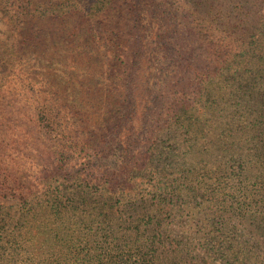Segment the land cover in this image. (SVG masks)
<instances>
[{
    "label": "trees",
    "instance_id": "trees-1",
    "mask_svg": "<svg viewBox=\"0 0 264 264\" xmlns=\"http://www.w3.org/2000/svg\"><path fill=\"white\" fill-rule=\"evenodd\" d=\"M90 1L4 59L0 145L51 160L0 157V264H264V0Z\"/></svg>",
    "mask_w": 264,
    "mask_h": 264
},
{
    "label": "rangeland",
    "instance_id": "rangeland-1",
    "mask_svg": "<svg viewBox=\"0 0 264 264\" xmlns=\"http://www.w3.org/2000/svg\"><path fill=\"white\" fill-rule=\"evenodd\" d=\"M70 1L71 0H0V79L3 77L4 74L5 61L7 64H9V62L14 63L15 60L17 59L19 60V56L22 52L20 48L23 47V41L21 39L24 34H27L26 29H30L28 25L23 23V19L25 18L28 23L30 22V18L33 14L35 16H41L44 14L68 15V7ZM81 1L87 2V0H81ZM167 1H169V4H173L172 2L174 1L175 3L181 4V1H189V0H167ZM219 1L221 2L222 5L229 4V10L221 11L222 14L232 13L233 15L235 14L240 17L242 16L241 6L243 5L242 3L244 2V0H219ZM175 5H171L170 8L175 7ZM166 7L169 6L166 5ZM140 10H142V13L145 16L149 15V17L151 16L150 14H156V13L159 14L158 8L156 10H153V8L149 9V5L144 6V8ZM166 11L167 10H165V12ZM177 12L179 14L180 9L177 10ZM22 15H25V17ZM42 23L44 26H36L30 29L32 31L31 33L32 37H35V35L38 33L40 34L39 37L35 38L36 40L39 41H42L44 34L42 33V31H39L37 28H40L43 31H48V30L51 31L57 27V22L56 20L53 19H51L50 21H43ZM2 61L3 63L1 64ZM23 71L24 69H22V71H19V73L22 75V78L27 74L26 71L25 72ZM27 71L29 72V70ZM9 131L10 133L7 132L6 135L7 143L10 142L11 138L9 139V137L11 136V133H14V135H18L20 139L16 144L17 146L16 145L10 146L4 144L0 145V157L2 160L5 159L6 161L11 163V165H9L10 166L9 169L11 168L10 175L12 177H18L19 181L20 179L28 180L30 179L29 177H32L34 175L33 173H31L32 166L36 165V163H37L36 167L42 165L40 163L43 162L48 163L51 160V158L49 159V156L51 157V155L50 153L49 156L47 155L48 150H46V147H44V145H39L40 141L37 140L38 138L35 139L37 133L33 130V128L28 122L26 123V126H24L23 128L22 127L10 128ZM43 158L47 159V161H43L42 160ZM6 164L8 163L2 162V166H6ZM48 166H50V164ZM48 166L44 171L41 170V172L39 173L40 176L42 173L43 175H46ZM40 251H36L30 254L35 255L38 258V260H41V258L44 257V255L41 256ZM25 252L26 250L24 251V254ZM30 259L33 260L32 258Z\"/></svg>",
    "mask_w": 264,
    "mask_h": 264
}]
</instances>
